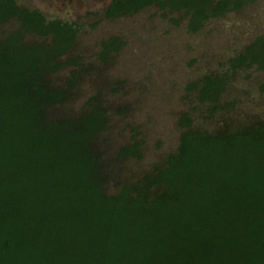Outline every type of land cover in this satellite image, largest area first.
Returning <instances> with one entry per match:
<instances>
[{"label":"trees","instance_id":"obj_1","mask_svg":"<svg viewBox=\"0 0 264 264\" xmlns=\"http://www.w3.org/2000/svg\"><path fill=\"white\" fill-rule=\"evenodd\" d=\"M250 1L112 0L105 15L154 4L184 12L194 32ZM10 21L18 26L0 40V264H264V120L211 132L183 114L165 165L110 193L96 148L107 110L49 114L79 80L73 72L56 87L48 75L82 66L69 54L82 26L0 0V24ZM122 47L117 36L103 40L100 57ZM228 63L190 83L200 101H218L230 71L264 70V35ZM118 155L140 157L142 146L126 144Z\"/></svg>","mask_w":264,"mask_h":264},{"label":"rangeland","instance_id":"obj_2","mask_svg":"<svg viewBox=\"0 0 264 264\" xmlns=\"http://www.w3.org/2000/svg\"><path fill=\"white\" fill-rule=\"evenodd\" d=\"M17 1L48 18L82 26L69 53L79 55L82 66L69 65L48 75L56 87L73 72L79 80L67 102L51 105L49 114L76 116L94 104L107 110L109 126L98 136L96 148L103 153L102 173L110 193L165 165L180 144L183 114H189L193 126L211 132L264 120V70L257 65L230 71L218 101H200L198 91L189 88L205 74L228 69L229 57L264 35V0L207 20L194 32L188 30L184 12L154 4L111 18L105 9L112 0ZM17 26L16 21L0 24V40ZM114 36L123 47L103 60L102 42ZM136 141L142 146L140 157L118 155L122 146Z\"/></svg>","mask_w":264,"mask_h":264}]
</instances>
